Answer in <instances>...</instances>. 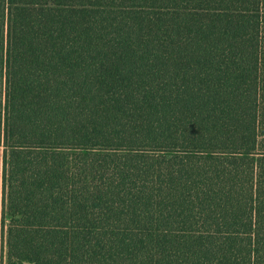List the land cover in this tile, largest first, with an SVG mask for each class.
<instances>
[{
  "label": "trees",
  "instance_id": "1",
  "mask_svg": "<svg viewBox=\"0 0 264 264\" xmlns=\"http://www.w3.org/2000/svg\"><path fill=\"white\" fill-rule=\"evenodd\" d=\"M0 264H264V0H0Z\"/></svg>",
  "mask_w": 264,
  "mask_h": 264
},
{
  "label": "rangeland",
  "instance_id": "2",
  "mask_svg": "<svg viewBox=\"0 0 264 264\" xmlns=\"http://www.w3.org/2000/svg\"><path fill=\"white\" fill-rule=\"evenodd\" d=\"M0 253H2L1 234H0Z\"/></svg>",
  "mask_w": 264,
  "mask_h": 264
}]
</instances>
